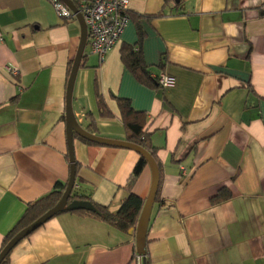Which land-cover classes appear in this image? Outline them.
<instances>
[{
	"label": "crops",
	"instance_id": "1",
	"mask_svg": "<svg viewBox=\"0 0 264 264\" xmlns=\"http://www.w3.org/2000/svg\"><path fill=\"white\" fill-rule=\"evenodd\" d=\"M129 14L103 64L87 45L73 110L85 130L94 120L93 135L121 142L129 133L117 98L147 116L162 173L150 264H264V0H130ZM80 40L78 20L60 19L50 2L0 0V249L30 203L70 180L66 92ZM123 48L176 86L142 85ZM98 95L114 118L100 116ZM73 145L74 191L117 212L141 156ZM151 184L148 166L133 191L146 201ZM136 254L135 233L66 213L17 245L9 264H137Z\"/></svg>",
	"mask_w": 264,
	"mask_h": 264
},
{
	"label": "trees",
	"instance_id": "2",
	"mask_svg": "<svg viewBox=\"0 0 264 264\" xmlns=\"http://www.w3.org/2000/svg\"><path fill=\"white\" fill-rule=\"evenodd\" d=\"M74 1H75L76 6L78 7V1L77 0H74ZM170 1L172 0H165V3L168 4ZM174 1L178 2L179 0H174ZM160 16H162V14ZM83 58H85V56ZM121 59L123 63L127 66V68L131 70V72L134 74L136 79L142 85L150 87V88H154L156 86L161 88L156 76L152 75L151 70H149V67H147L144 61L142 60L140 51L138 50L134 51L133 49L123 48L121 50ZM164 65L165 64H163L162 66L164 67ZM71 68H72V63H70L69 65L68 76L70 75ZM117 103H118V107L121 113V120L125 126V129L129 133L128 142L143 148L155 159V161H157L156 151L152 147L150 140H149V135L146 131L147 116L145 115V113L136 111L133 108L131 102L127 99L117 98ZM97 104H98L100 116L102 118H114L113 113L109 110L105 100L103 99L101 95L97 96ZM86 116L88 118V115ZM90 117L91 116L89 115V118ZM86 131L91 134L97 133V128H96L94 120H92V123L86 128ZM75 138L81 140L83 143L89 146H93V145L102 146V145L89 142L85 139H82L81 137L77 135H75ZM147 167H148L147 161L145 160V158L141 156L125 187V190L128 193V195L122 201L120 208L117 212H112L110 208L107 206L98 205L97 203L92 201L90 197L79 195L73 189V192L68 201L69 204L72 203L73 201L89 202L95 208L96 211L95 212L86 211V210L66 211V212L59 213L54 218L60 216L61 214L70 213V214L78 215L80 217H90V218L96 219L100 222H103L119 230L121 233H124V234L129 233L132 229H135L137 227L140 216L142 214V211L145 205V200L139 197L137 194H135L133 189L138 179L140 178L141 174ZM76 168L78 170L79 165H76ZM76 177H77V174H76ZM67 185H68V182L57 183L54 190L51 193L47 194L45 197L39 200H36L30 203L27 206V209L24 215L22 216V218L4 238L2 247L0 249V254L5 249V247L8 245V243L18 233H20L22 230H24L25 228L33 224L35 221H37L40 217H42L45 213H47L50 209L55 207L60 202V200L62 199L66 191ZM161 188H162V173L160 170V183H159V188H158L155 203H158L160 201ZM231 198H232V195L228 191V192H225V195L222 194L219 198L214 199L213 203L220 204ZM34 233H32L31 235H33ZM13 250L6 256V258L2 261L1 264H9L10 256ZM148 255L149 254L146 250V256L143 260V264H150Z\"/></svg>",
	"mask_w": 264,
	"mask_h": 264
},
{
	"label": "water",
	"instance_id": "3",
	"mask_svg": "<svg viewBox=\"0 0 264 264\" xmlns=\"http://www.w3.org/2000/svg\"><path fill=\"white\" fill-rule=\"evenodd\" d=\"M64 2L74 14H76V19L78 20L80 27H81V40L77 55L73 62L71 72L69 75L68 83H67V92H66V129H67V141H68V150H69V161L71 167V176L68 182L66 191L60 200V202L50 209L47 213H45L42 217H40L37 221L33 224L22 230L18 233L5 247V249L0 254V264L6 258V256L15 248L17 245L29 237L32 233L40 229L43 225L53 219L61 212L66 211H78V210H86L95 212V208L89 202L83 201H73L72 203H68L70 196L73 192L76 183V160H75V153H74V137L75 135L85 139L89 142L109 146V147H119L123 149L133 150L137 152L140 156L145 158L148 163V166L152 172V184L149 196L145 201V205L140 216L138 225L135 229L130 231V234L133 235L135 233L136 238V248L137 254L143 257V260L146 256V240H147V233L149 229V224L151 220V214L153 210V206L155 204L159 183H160V171L159 167L155 161V159L143 148L131 144L129 142H121L115 141L110 139L101 138L95 136L89 132H87L81 124H79L78 120L75 117L74 110H73V92L75 87V82L77 79L78 71L81 67L82 60L85 54V50L88 45V29L83 20L82 14L80 10L75 4L74 0H61Z\"/></svg>",
	"mask_w": 264,
	"mask_h": 264
},
{
	"label": "built area",
	"instance_id": "4",
	"mask_svg": "<svg viewBox=\"0 0 264 264\" xmlns=\"http://www.w3.org/2000/svg\"><path fill=\"white\" fill-rule=\"evenodd\" d=\"M51 3L58 17L64 21L76 20V14L61 0H46ZM78 9L88 29V47L103 64L109 53L121 42V37L131 20L130 0H77ZM18 75V71L13 72ZM163 89L176 86V78L160 74L156 76ZM76 184L74 189L76 188ZM137 264H143V257L135 255Z\"/></svg>",
	"mask_w": 264,
	"mask_h": 264
},
{
	"label": "bare ground",
	"instance_id": "5",
	"mask_svg": "<svg viewBox=\"0 0 264 264\" xmlns=\"http://www.w3.org/2000/svg\"><path fill=\"white\" fill-rule=\"evenodd\" d=\"M177 81V80H176Z\"/></svg>",
	"mask_w": 264,
	"mask_h": 264
}]
</instances>
